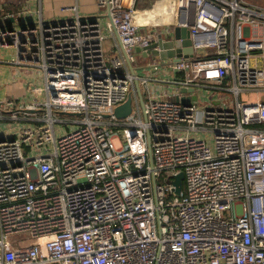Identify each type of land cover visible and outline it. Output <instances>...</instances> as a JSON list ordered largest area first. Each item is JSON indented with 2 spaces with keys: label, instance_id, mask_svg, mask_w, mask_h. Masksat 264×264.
<instances>
[{
  "label": "built area",
  "instance_id": "built-area-1",
  "mask_svg": "<svg viewBox=\"0 0 264 264\" xmlns=\"http://www.w3.org/2000/svg\"><path fill=\"white\" fill-rule=\"evenodd\" d=\"M41 2L24 5L32 19L0 23L45 91L0 100V264H264V5L175 0L194 19L174 82L207 90L201 103L157 95L132 72L135 47L157 36L138 29L135 0H95L97 17L75 2L52 18ZM56 122L74 126L57 137Z\"/></svg>",
  "mask_w": 264,
  "mask_h": 264
},
{
  "label": "crops",
  "instance_id": "crops-1",
  "mask_svg": "<svg viewBox=\"0 0 264 264\" xmlns=\"http://www.w3.org/2000/svg\"><path fill=\"white\" fill-rule=\"evenodd\" d=\"M25 1L26 3L32 4L33 2L36 3L37 0ZM75 2L78 4L79 12L82 16L86 15L90 17H97L99 15V13H97L95 0H48L47 7L44 9L43 16L46 18L61 16L63 13H60V7ZM135 2L134 17L138 24V29L143 33L153 32V34L155 35L161 33L170 37L172 36L173 27L178 22H193L194 19L193 6L191 11L188 13V16H186L184 9H180L177 5L174 4L175 0H135ZM41 4L43 7L44 0H42ZM2 14L3 13H0V23H2ZM103 18L104 17H102L101 19L103 20ZM113 43V37L107 34V36L103 40V47L105 49L107 57L112 55ZM0 44L5 43L0 42ZM5 45H9V47L12 49V66L9 69V76L1 77L2 72L4 71L2 67L4 66L3 64L5 62L3 61L4 59L0 56V83H3V81L7 82L10 77L12 78V80L9 83H5L4 87L6 91H3V95L0 92V100H4L10 97L14 99L26 98L27 94L30 93V91L26 93L24 87H31V84L29 83L31 76H29L28 73L25 74V72H23V69H25L26 67H32L35 68L37 72L39 71L42 74L41 69L38 67L36 62L31 61L26 57H19L17 55V50L13 45ZM135 53L136 59L133 63L135 73H137L138 75L146 76L149 80L150 88L157 95H168L171 98H175L177 94H180L185 98H188L186 100H194L192 99V96L196 94L195 92H199V94L196 95L200 97L199 102L201 103L206 101L210 96L208 94V91L205 89L194 88V90H190V87H184L185 91L181 92L180 89L182 88V86L176 85L174 82V79L179 76L180 72H176L172 69L170 65V62L173 61L172 58H168L166 60H154L150 56H145L141 52H137L136 50ZM159 62L162 63L159 64ZM41 77L43 78V74L41 75ZM33 85L36 89V85L32 84V87ZM2 128H5V124L2 125Z\"/></svg>",
  "mask_w": 264,
  "mask_h": 264
},
{
  "label": "water",
  "instance_id": "water-1",
  "mask_svg": "<svg viewBox=\"0 0 264 264\" xmlns=\"http://www.w3.org/2000/svg\"><path fill=\"white\" fill-rule=\"evenodd\" d=\"M12 22L13 17H9L8 19H6L5 27L8 29L12 28ZM191 24L192 21H180L173 27L172 36L169 37L168 35L159 33L156 38L152 39L146 45L142 47L136 46L135 50L137 52H141L145 56H150L154 60H166L168 58L179 60L182 57L187 58L193 54L189 30V26ZM7 43L9 44V41ZM161 63L162 62H159V64ZM131 70L133 73H135L134 67L132 65ZM134 85L139 98L140 106L143 111V116L146 117V114L144 112V99L137 79H135ZM181 90L184 91L185 88L182 87ZM190 90H194V88L190 87ZM197 96L198 95L194 94L192 96V99H196ZM174 99L185 102L188 98H185L183 96L179 97L178 95H176ZM131 100L132 95L129 92L125 101L115 106L114 114L116 117H124L131 111ZM182 178V171L178 172L174 176L173 183L176 185V191H179L181 188Z\"/></svg>",
  "mask_w": 264,
  "mask_h": 264
},
{
  "label": "rangeland",
  "instance_id": "rangeland-1",
  "mask_svg": "<svg viewBox=\"0 0 264 264\" xmlns=\"http://www.w3.org/2000/svg\"><path fill=\"white\" fill-rule=\"evenodd\" d=\"M247 1L264 5V0H247ZM47 2H48V0H44L43 10L47 7ZM25 4H26L25 0H0V13L1 12L2 13H4V12L18 13L19 11H22L24 18L32 19L33 16H30L28 13H25V10H26V7H24ZM36 5L37 4H35L33 2L32 4H30V7L33 8ZM102 29H103V31L105 30L104 27ZM11 53H12V49L9 47V45L7 46L5 44H0V56L4 59L3 61L5 62L3 64L5 66V68H4V66L2 67V69H4V71L2 72L1 77L9 76V72H10L9 69L12 66V63H11L12 55H11ZM198 53H200V51ZM23 72H25V74L28 73L29 76H31V79L29 82L31 84V87H26V86L24 87L26 93L28 91H30V93L27 94L26 98L17 99V100H19L23 103H27V102H31V101H38V102L41 101L45 95L43 78L41 77L42 74L39 71L37 72V70H35V68H32V67H26L25 69H23ZM11 80H12V78L10 77V79L7 82L9 83V82H11ZM7 82L3 81V83H0V92L2 93V95L4 94L3 91L4 90L6 91L4 86H5V83H7ZM32 84L36 85V89H35L34 85L32 87ZM1 93H0V95H1ZM197 93L199 94V92H197ZM220 93H221V91H220ZM3 97H5V96H3ZM241 97H245L247 99H253L255 97V94H254V92H248V93L242 92ZM11 98L12 97L6 98V99H11ZM199 98L200 97L197 96V98L194 100H199ZM12 99H14V98H12ZM7 122H9V121L8 120H1L2 125H4ZM26 122H27L26 120L14 121V122H12V125L17 126L18 124H22V123H26ZM72 126H74V124H72L71 122H56L55 123L56 136L57 137L60 136L63 129H65L66 131L70 130L72 128ZM2 130H4V128H2ZM175 132L176 133H186V128L185 127H183V129L179 128ZM187 133L191 136L196 137V138H203V139L208 138L207 137V131L205 129H200L197 131L189 129V131ZM114 143L116 145H119V139L114 138ZM222 213L226 214L225 211H223Z\"/></svg>",
  "mask_w": 264,
  "mask_h": 264
},
{
  "label": "bare ground",
  "instance_id": "bare-ground-1",
  "mask_svg": "<svg viewBox=\"0 0 264 264\" xmlns=\"http://www.w3.org/2000/svg\"><path fill=\"white\" fill-rule=\"evenodd\" d=\"M180 88H181V87H180ZM181 89H182V88H181ZM181 89H180V90H181ZM184 91H185V90H184ZM184 91L181 90V92H184ZM195 93L198 94L197 92H195ZM177 95H178L179 97H180V96H183V95H180V94H177ZM183 97H184V96H183Z\"/></svg>",
  "mask_w": 264,
  "mask_h": 264
},
{
  "label": "trees",
  "instance_id": "trees-1",
  "mask_svg": "<svg viewBox=\"0 0 264 264\" xmlns=\"http://www.w3.org/2000/svg\"><path fill=\"white\" fill-rule=\"evenodd\" d=\"M2 13V12H1Z\"/></svg>",
  "mask_w": 264,
  "mask_h": 264
}]
</instances>
